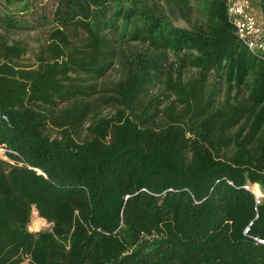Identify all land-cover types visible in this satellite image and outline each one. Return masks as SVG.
<instances>
[{
    "label": "trees",
    "instance_id": "1",
    "mask_svg": "<svg viewBox=\"0 0 264 264\" xmlns=\"http://www.w3.org/2000/svg\"><path fill=\"white\" fill-rule=\"evenodd\" d=\"M35 1L0 0V145L17 153L0 159V264H264V195L244 188L264 193V54L240 42L225 0H55L25 65L5 34L29 28L28 11L47 25ZM169 55L199 77L172 82L181 107L161 121L138 98ZM114 61L118 107L81 139L88 81ZM209 73L228 89L217 103ZM33 209L48 230H28Z\"/></svg>",
    "mask_w": 264,
    "mask_h": 264
},
{
    "label": "rangeland",
    "instance_id": "2",
    "mask_svg": "<svg viewBox=\"0 0 264 264\" xmlns=\"http://www.w3.org/2000/svg\"><path fill=\"white\" fill-rule=\"evenodd\" d=\"M35 2H40L43 5L42 7H45V10L47 12V21H48L47 25L43 26L42 24H37L35 20V15H30L28 11L27 12L28 16L25 18L27 21H29L28 24L30 27L20 31L18 30L9 31L8 33L5 34L10 42L20 41L22 42V44H24L26 53L23 56L22 63H24L25 65L35 64L38 50L46 43V36L51 27L50 12L53 10L55 4V0H36ZM40 3H38V5ZM38 11L41 10L39 9ZM170 16L174 24L185 28H191L192 26H194L195 24L201 21V17L197 13H192L186 19H181L176 13L170 14ZM127 49L140 50L141 47L138 44L133 43L127 45L125 50ZM168 61L171 64H173L172 67L167 64L165 68V71H168L169 74L168 75L165 74L159 82L149 86L144 93L140 94L138 98V105L140 106L139 109L142 110L143 108L149 107L151 113L155 110L159 111L158 119H160L161 121H163V118L165 116L164 114L167 108L174 106L175 109H177L181 107L178 102L177 95L175 91H173L172 89L171 86L172 82L176 80L178 77H180L179 79L184 82L199 77L198 71L194 68L185 67L181 71L178 70L176 59L175 57H173V55H169ZM170 75L172 76V79H169L170 82L168 83L167 80L169 77H171ZM122 77H123V70L121 64L118 61H114L113 66L108 69V71L103 77L95 81H88V84L94 86L93 94L90 96L89 99L90 102L92 103V106H94V109L89 114L87 121L84 123L83 128L81 129L80 132L81 139H83L87 135L86 127L91 121H95L96 119L101 117H110L116 111L118 106L113 100H111V97L114 96V88L116 83ZM205 87L207 91L210 89L216 92L215 93L216 103H217V98L218 100H222L226 96L228 90L226 88V84L222 83L220 85V91L217 95V80L213 73H209L207 75ZM234 94H235V90L230 92L231 101L235 100ZM243 95H245V93L241 92L239 97ZM45 133L51 138H55L58 136L57 130L52 126H48L47 129L45 130ZM262 195H264V193H262ZM32 219L35 220L42 219L38 216L36 210L34 209L31 212V220ZM42 220L43 222L41 223L39 230H48L50 228V224L47 223L46 220L44 219ZM28 230L31 232L39 231L32 229L31 224L28 225Z\"/></svg>",
    "mask_w": 264,
    "mask_h": 264
},
{
    "label": "built area",
    "instance_id": "3",
    "mask_svg": "<svg viewBox=\"0 0 264 264\" xmlns=\"http://www.w3.org/2000/svg\"><path fill=\"white\" fill-rule=\"evenodd\" d=\"M225 5L227 18L240 42L251 53L264 54V0H225ZM11 153L17 155L4 144L0 145V159L12 163ZM244 188L250 189L249 186Z\"/></svg>",
    "mask_w": 264,
    "mask_h": 264
},
{
    "label": "bare ground",
    "instance_id": "4",
    "mask_svg": "<svg viewBox=\"0 0 264 264\" xmlns=\"http://www.w3.org/2000/svg\"><path fill=\"white\" fill-rule=\"evenodd\" d=\"M250 189H251V191L255 194V196L257 197V198H260L261 197V195H262V192H261V190H260V188H259V186L257 185V184H254V185H252L251 187H250ZM43 222V220L42 219H32L31 220V227H32V229H34V230H39V228H40V226H41V223Z\"/></svg>",
    "mask_w": 264,
    "mask_h": 264
},
{
    "label": "water",
    "instance_id": "5",
    "mask_svg": "<svg viewBox=\"0 0 264 264\" xmlns=\"http://www.w3.org/2000/svg\"><path fill=\"white\" fill-rule=\"evenodd\" d=\"M0 117L2 119H6V116L4 115V113L2 112V109L0 108Z\"/></svg>",
    "mask_w": 264,
    "mask_h": 264
}]
</instances>
